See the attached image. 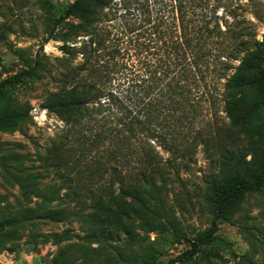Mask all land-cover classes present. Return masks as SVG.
Wrapping results in <instances>:
<instances>
[{
  "label": "trees",
  "instance_id": "1",
  "mask_svg": "<svg viewBox=\"0 0 264 264\" xmlns=\"http://www.w3.org/2000/svg\"><path fill=\"white\" fill-rule=\"evenodd\" d=\"M34 2L52 14L50 0ZM236 9L233 0H73L51 16L50 38L62 42L66 58H57L56 90L41 107L63 126L43 160L62 184L38 193L49 199L66 189L92 241L130 236L135 218L165 212L156 200L171 178L159 171L191 161L198 147L218 163L206 180L211 225L161 264L206 253L244 194L264 191V134L254 136L250 119L257 107L264 118V33L248 45ZM246 88L256 97L243 95ZM16 117L7 112L0 125ZM82 177L88 184H79ZM25 208L28 220L56 221L67 210L48 201ZM55 261L75 264L68 246Z\"/></svg>",
  "mask_w": 264,
  "mask_h": 264
},
{
  "label": "rangeland",
  "instance_id": "2",
  "mask_svg": "<svg viewBox=\"0 0 264 264\" xmlns=\"http://www.w3.org/2000/svg\"><path fill=\"white\" fill-rule=\"evenodd\" d=\"M14 1L0 0V118L12 110L18 112V117L0 125V264H57L55 257L64 246H68L75 264H161L177 257L211 225L206 180L218 172L217 161L198 147L191 161L161 169L159 173L171 178L156 200L166 211L152 214L149 221L135 218L130 236L121 233L117 239L92 241L77 217L80 205L69 201L66 189L49 199L38 193L45 184H62L55 170L45 169L43 159L44 149L56 139L63 122L41 103L49 91L56 90V71L61 67L57 58H66L59 49L62 42L50 38V18L73 0H50L52 14L34 0H18L21 5ZM233 2L238 28L248 45L254 40L253 34L260 40L264 0ZM27 70L32 72L27 74ZM241 93L256 97L253 89ZM221 114L220 121L226 124ZM250 119L255 123L254 136L264 134L262 108L254 109ZM238 132L235 134L242 136ZM161 154L170 156L163 151ZM88 180L82 177L79 184L86 185ZM21 184L28 186L26 191ZM46 201L66 207L65 215L56 221L28 220L25 207L34 208ZM87 246L94 249L85 252ZM203 249L206 253L174 264H264V191L246 192L232 218L218 222L214 239Z\"/></svg>",
  "mask_w": 264,
  "mask_h": 264
}]
</instances>
